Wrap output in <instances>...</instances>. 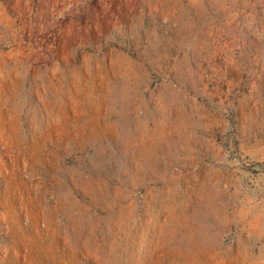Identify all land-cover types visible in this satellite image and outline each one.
<instances>
[{"label":"rangeland","instance_id":"1","mask_svg":"<svg viewBox=\"0 0 264 264\" xmlns=\"http://www.w3.org/2000/svg\"><path fill=\"white\" fill-rule=\"evenodd\" d=\"M0 264H264V0H0Z\"/></svg>","mask_w":264,"mask_h":264}]
</instances>
